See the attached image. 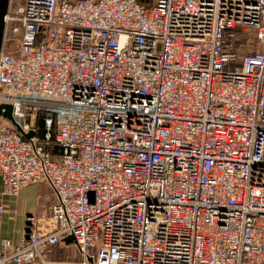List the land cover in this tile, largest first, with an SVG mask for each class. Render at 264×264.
Here are the masks:
<instances>
[{
	"label": "built area",
	"instance_id": "1",
	"mask_svg": "<svg viewBox=\"0 0 264 264\" xmlns=\"http://www.w3.org/2000/svg\"><path fill=\"white\" fill-rule=\"evenodd\" d=\"M2 105L0 222L54 202L0 264H264V0H11Z\"/></svg>",
	"mask_w": 264,
	"mask_h": 264
},
{
	"label": "crops",
	"instance_id": "2",
	"mask_svg": "<svg viewBox=\"0 0 264 264\" xmlns=\"http://www.w3.org/2000/svg\"><path fill=\"white\" fill-rule=\"evenodd\" d=\"M53 202L54 193L46 184L26 187L15 197L7 196L6 212L0 222V239L19 244L27 235L28 217L40 215ZM80 259L74 241L67 239L52 249L45 264H77Z\"/></svg>",
	"mask_w": 264,
	"mask_h": 264
},
{
	"label": "water",
	"instance_id": "3",
	"mask_svg": "<svg viewBox=\"0 0 264 264\" xmlns=\"http://www.w3.org/2000/svg\"><path fill=\"white\" fill-rule=\"evenodd\" d=\"M143 1V0H142ZM150 2V0H148ZM10 3L11 0H0V55L2 52L3 48V41H4V31H5V20L6 16L8 15L9 9H10ZM13 108L10 105H2L0 106V116L4 118L5 120L11 122L19 132H21V128L16 124L13 115ZM35 134L31 133L29 135H26V139H31L34 137ZM91 198L93 197V194H90ZM29 227V225H28ZM27 233H29V228ZM68 240H73V239H68Z\"/></svg>",
	"mask_w": 264,
	"mask_h": 264
},
{
	"label": "rangeland",
	"instance_id": "4",
	"mask_svg": "<svg viewBox=\"0 0 264 264\" xmlns=\"http://www.w3.org/2000/svg\"><path fill=\"white\" fill-rule=\"evenodd\" d=\"M249 42H251V41H249ZM247 44H249L247 42V39H245V40L240 39V44L239 45H240V55L241 56L242 55L244 56L246 54H255L256 52H259V51L263 50L262 48L257 47L256 45L254 47H251V48H249L247 46H243V45H247ZM80 262H81V259H80V261L77 264H79Z\"/></svg>",
	"mask_w": 264,
	"mask_h": 264
},
{
	"label": "trees",
	"instance_id": "5",
	"mask_svg": "<svg viewBox=\"0 0 264 264\" xmlns=\"http://www.w3.org/2000/svg\"><path fill=\"white\" fill-rule=\"evenodd\" d=\"M240 39L245 40L247 39L245 36H243L241 33L238 34V44H240Z\"/></svg>",
	"mask_w": 264,
	"mask_h": 264
}]
</instances>
